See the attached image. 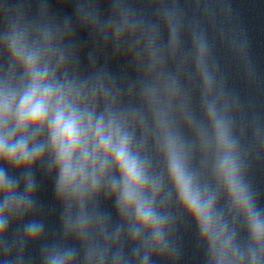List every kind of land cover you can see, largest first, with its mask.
I'll use <instances>...</instances> for the list:
<instances>
[{
	"label": "clouds",
	"instance_id": "9594fccd",
	"mask_svg": "<svg viewBox=\"0 0 264 264\" xmlns=\"http://www.w3.org/2000/svg\"><path fill=\"white\" fill-rule=\"evenodd\" d=\"M50 47L44 45L45 50ZM9 48L13 61L22 69L17 82L12 75L0 84V234L10 216L30 211L32 166L47 154L58 173L57 195L69 205L83 207L90 196L107 182L116 196L120 214L132 222L133 238L140 231L150 232L153 247L161 248L167 217L155 208L161 185L149 175L146 162L132 149V139L124 123L110 113L98 115L89 107L86 94L68 82H58L49 65L51 57L30 48L23 34L13 32ZM95 104V97H92ZM211 112V110H210ZM221 146L226 136L218 129ZM168 171L178 198L196 220L203 238L209 243L216 264H240L233 253V241L214 213L215 197L195 183L186 169L175 143L167 145ZM25 173L23 193L20 181L9 174ZM113 169L118 177L112 175ZM230 199L246 220L257 247L264 245V221L238 182L235 166L225 156L219 169ZM38 224H30L28 238L39 235ZM74 252L53 250L47 264H72ZM252 264H256L253 259Z\"/></svg>",
	"mask_w": 264,
	"mask_h": 264
}]
</instances>
